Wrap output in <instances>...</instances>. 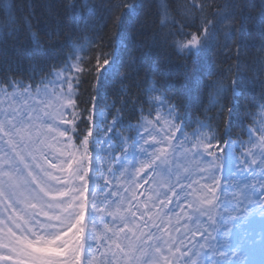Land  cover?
<instances>
[{"label":"snow or ice","instance_id":"snow-or-ice-1","mask_svg":"<svg viewBox=\"0 0 264 264\" xmlns=\"http://www.w3.org/2000/svg\"><path fill=\"white\" fill-rule=\"evenodd\" d=\"M121 6V4H109L104 8L107 16H101L100 20L105 21V26L107 21H111L117 29L115 43L109 41L107 47L111 49L110 52H105L104 47L101 46L100 57L93 58L95 66H91V60L85 65L88 68L86 73H82L78 64L69 63V57L62 54L65 48H70L75 43V40L72 38L64 40V33L58 21L53 19L48 24H42L40 34L32 33V24L29 23L31 13L25 16L29 5H17L11 0H4L0 6V38L3 39L5 46L10 38L17 37L25 25L31 34L27 46H13L11 56H5L0 65V73L4 74L5 80L9 72L14 76L23 75L35 80L37 74L53 75L52 69L61 65L65 73H70L75 68L71 78L65 75L61 81L62 84L67 85V91L62 99L57 100L59 108L55 115L35 103H25L19 107L10 105L7 111L0 112V143H3L6 149L3 156H0V264H113L117 255L120 256L117 264H122L126 257L129 258L128 264H264V199H262L264 174L258 178L257 185L249 184L247 177L233 185L231 180L234 178L231 175L226 177L230 182L224 185L218 179L215 170L209 172L201 169L199 162L195 163L193 171L199 169L204 172L202 179H206L208 183L201 184L199 180L191 179L190 175L188 178L191 179V184L199 187L193 188L192 193H188L184 187L173 193L177 207L180 206L179 202L182 199L188 200L190 196L193 197L189 205L190 211L182 213L186 217L185 231L181 232L179 228H175V231L179 232L175 238L157 237L156 233L165 223L163 216L157 215L144 220L145 212L137 207L136 212H139L143 224L155 228V231L150 229L146 236L154 243L144 245L141 242L135 249L137 252H143L142 262L138 261L135 255H131L132 241L123 247L120 243L115 244L119 252H112L111 246H108V252H112V255L108 256V252L102 253L100 260H97L96 254L91 251L92 244L89 243V239L97 238L96 233L100 230L98 217L101 212L93 190L94 185L90 186L93 175L89 173L87 167V154L90 144L95 151V145L99 141L90 140L92 133L85 134L83 129L76 132L77 138L82 137L79 148L70 145L71 136L67 138L68 143L61 139L69 131L74 132L80 127L75 124L76 117L89 113L86 106L88 102L81 98L77 90L83 84H90L92 110L95 112V127L98 135L100 125L104 123L101 119L104 114L99 110L100 102L108 95L109 89L118 83L120 87L116 91L119 95L125 90L124 86L130 81L131 75L137 76L147 69L141 83L147 87L149 80L153 76L156 77L155 83L164 87L162 96L169 100V115L177 121L186 122L189 117L182 97L193 92L199 93L203 77L213 75L211 68L208 67L199 74L193 84L192 76L188 75V62L194 59L199 62L205 52L216 46L217 33L223 26L226 32L223 48L228 49L229 59L234 58L238 62L236 78L229 89L233 100L219 112V119H224L225 114L227 116L224 135H230L231 128L240 127L242 131L244 130V122L252 115L249 109L255 107L256 97H250L251 82L242 71L243 51L253 33V25L258 26L260 37H264V4L260 6L258 18L254 19L250 13L245 14L243 11L244 8L250 7L246 3L231 2L217 6L209 5L206 0H202L199 12L196 13L197 16H203L199 23L192 17V13L196 12L195 4L185 6L184 15L177 13L179 18L171 20L168 19V6L156 3L155 0H136L135 3L127 4L124 13L120 12ZM49 7L53 10L59 7L65 14L71 12L75 20L77 4L73 0H59L58 5L53 3ZM189 7L191 11L188 10ZM212 7H217L218 10L212 12ZM145 9L150 10L153 16L151 30L140 22L139 13ZM161 9H163V20H160ZM125 13L128 14L127 22ZM92 15H95V11ZM229 20L231 23H227ZM165 28L168 29L167 32L163 31ZM73 36L79 39L75 29ZM233 38H235L234 44H230L229 41ZM235 45L239 48L233 53ZM161 50H166L168 53L163 58ZM7 51L5 47V52ZM173 58L177 62L175 67L184 69L186 81L182 88L177 89L176 103H171L172 98L168 96L167 84L163 83L166 76L169 78L172 76L170 66ZM72 59L75 57L73 56ZM52 61L58 63H50ZM121 66L126 69L123 74L119 70ZM228 71H232L231 65ZM29 73L33 75L29 76ZM54 74L60 76L61 72L56 71ZM43 82L42 80L41 83ZM19 87L24 88L23 82L19 83ZM206 87L211 88L213 85L207 84ZM261 89L259 99L264 100V81H261ZM147 91L154 92L158 89L147 87ZM24 96L28 98L27 89ZM13 99L17 98L13 97ZM65 99L67 103L63 102ZM164 99H161V104L164 103ZM81 104L85 105L82 112L72 111ZM65 112L71 117L70 120L65 119ZM56 117H59L63 125L71 123L74 127H64L60 130L61 124L56 122ZM84 123L85 121L81 120V124ZM256 131L260 133L261 138H264V129L257 128ZM212 139L216 137L211 139L203 137V140L207 141L204 144L205 151L211 148ZM249 139L250 142H254L251 135ZM105 143L108 141L106 140ZM227 143L230 151L234 147L233 142L229 140ZM261 143H264V139ZM169 147L173 148L171 159L175 164L176 149L172 145ZM194 148L197 150L188 158L191 161L204 156V152L199 151L200 144L194 145ZM161 153L163 149L153 154L155 159H149V167L157 160L161 163L165 162L161 159ZM208 155L214 154L208 152ZM260 155L264 157V152ZM180 163L183 164L184 161L181 160ZM244 163L248 164L247 157ZM261 163H264V159ZM184 166L187 171V165ZM249 169L253 172L252 178L257 179L255 169L251 168L250 164ZM91 170L92 173L96 171L95 159L92 160ZM216 189L219 191L217 192ZM230 190H232L231 194ZM235 190L239 191V195L235 194ZM196 192L205 194L196 196ZM162 195L167 199V193ZM114 203L116 202L113 201ZM108 208L111 209L112 204H109ZM242 210L244 218L249 223L254 221L259 223V242L257 243L254 236L250 238V242L244 244H228L225 240L223 247L213 249L212 233L216 232L217 236L221 234L227 236L228 223H234V214H240ZM151 211L152 209L149 208L148 212ZM81 213H83V221L80 219ZM86 217H90L87 222H85ZM135 218L134 212L131 213V219L122 217L121 222L130 224ZM156 219L160 220V224H156ZM179 219L180 217H177V220ZM105 231L113 232V235L108 237L109 240L117 236L112 229ZM197 233L200 236L199 240L196 239ZM101 243L103 244V241ZM205 244L209 245L208 250H205ZM125 248H128L129 252H125ZM99 251L100 249L97 248V252Z\"/></svg>","mask_w":264,"mask_h":264},{"label":"trees","instance_id":"trees-1","mask_svg":"<svg viewBox=\"0 0 264 264\" xmlns=\"http://www.w3.org/2000/svg\"><path fill=\"white\" fill-rule=\"evenodd\" d=\"M4 0H0V6ZM11 2L17 5H29L28 12L25 13V16H28L29 12L31 13V19L29 23L32 24V33L40 34V26L42 24H48L52 22L53 19L60 23L61 30L64 33V40L72 38L75 40V43L70 46V48H65L63 50V55L69 57V63H77L79 60V66L82 70V73H86L88 68L85 67L88 61H92V67L95 66L94 57H100L101 46L104 47L105 52H110L111 49L107 47L109 41L113 44L115 43L114 37L117 32V29L113 26L111 21H107V26H105V21L100 20L101 16H107V13L104 11V8L109 4H121L120 12L124 13L129 3H135L136 0H73L77 4V11L75 15V20L73 19L72 13L68 14L63 13V11L57 7L53 10L49 7L51 4H59V0H11ZM156 3L166 4L168 6V19L179 18L177 13L184 15L185 6H190L192 4L196 5V12L192 13V17L196 19V22L199 23L203 16H197L196 13L199 12L200 5L202 0H155ZM209 5L223 6L226 3L235 2L237 4H248L250 7L244 8L243 11L245 14H251L255 19L258 18L260 13V6L264 4V0H206ZM87 5V7L81 8L80 6ZM191 11L190 7L188 8ZM217 7H212L211 11H217ZM95 11V15L92 13ZM207 11V9H206ZM127 13H125V21L127 22ZM140 22L146 24L149 29H152L153 16L150 14V10L145 9L139 13ZM211 18V17H210ZM163 9H161L160 20H163ZM227 23H231L229 20ZM239 19L237 18L236 24L238 25ZM73 29H75L79 39H76L73 36ZM168 29H164V32H167ZM30 33L27 31V26L25 25L23 30L20 31L15 38H10L9 43L5 46L4 41L0 38V65H2L5 56H11V50L13 46H27V42L30 39ZM226 32L221 26L220 31H218L216 36V46L212 47L210 50L205 52L203 56L200 57L199 62L194 59L191 62H188V75L192 76L193 84L196 82V78L199 74L210 67L213 75L208 77H203L199 93L193 92L192 94H186L182 97L184 105L187 109V115L189 119L182 122L183 126L188 132H194L199 128H207L209 134L216 137V141L219 143H224L228 140L233 141H242L247 139L249 129L254 126L255 120L258 117L261 111H264V100H260L261 95V81H264V37H260L259 29L257 25H253V33L250 35L246 47L243 51L244 56V66L242 71H244L246 77L251 82L250 97L255 96V107L250 108L252 115L244 122V130L242 131L240 127H235L229 129L230 135H224L225 125L227 124V116L225 114L224 119H219V112L221 108H226L230 105L233 96L230 87L233 85L236 78V64L238 63L234 58H228V49L223 48L225 43ZM234 39L229 41L230 44H234ZM94 41V42H93ZM5 47L8 51L5 52ZM239 46L235 45L233 47V53L238 50ZM168 53L166 50H161V57L163 58ZM75 59H72V57ZM79 58V59H78ZM83 61V63H81ZM50 63H58V61H52ZM175 58H173V63L170 66L172 70L171 78L165 77L163 83L167 84L168 87V96L171 97V103H176V92L178 88H182V85L186 82L184 80V69H178L176 65ZM232 66V71L229 72V66ZM155 67V66H153ZM121 74H123L126 69L122 66L119 68ZM56 71L62 72V65L59 68H53V75ZM147 69H144L140 72L139 75L135 76L134 74L129 77L130 81L126 82L124 88L125 90L119 95H117V89L120 85L117 83L114 87L109 89L108 95L100 102V112L108 113V115L115 119L120 126H134L140 121L151 114L152 104L150 93L154 94L156 100L158 98L164 99L162 93L164 92V87L161 84H156V77H152L149 80L147 87H155L158 91L148 92L147 87H145L141 82L147 73ZM195 74V75H193ZM29 76L33 75L32 73L28 74ZM53 75L37 74L35 80L28 79L23 75H13L11 72L7 74V80L3 73H0V89L11 88L14 85H19L20 82H23V85H29L32 88L41 86L45 81L50 80ZM95 75V73H93ZM83 78V76L81 77ZM44 81L41 83V81ZM11 84V87H9ZM207 84H212L213 87H206ZM136 85H140L137 87ZM111 86V85H109ZM78 93L81 95V98L84 101H87L86 105L89 109L88 114H81L78 116V121L76 124L80 127L76 128V132H80L81 129L84 130V133L87 134L92 128L93 123V114H92V95L90 84H83L78 90ZM165 103L170 106L169 100L164 99ZM79 103V102H77ZM247 105V101L244 102ZM85 105L81 104L80 107L76 108V112H82V109ZM81 120H84L85 123L81 124ZM202 125L204 127H202ZM77 141L80 143L82 137L77 138ZM134 187L137 186L134 184ZM99 209L101 215L98 217V223L100 224V230L96 233V239H89V243L92 244L91 251L96 254V259H101V254L108 252V246H111L112 252H119L116 249L115 244L120 243L121 247L125 244H128L129 241H132L131 255H135L138 258V261H143V252H137L135 249L141 243L140 236L137 234L126 231L123 229L119 215L113 209L107 207V201L101 197L98 199ZM115 213V215H114ZM105 218L104 223L102 218ZM81 221H83V213H81ZM90 220V217H86L85 222ZM115 221V223H113ZM89 227L91 225L89 224ZM105 229H112L117 233V236L112 240H109L108 237L113 235L112 231H105ZM123 229V231H121ZM125 234H127V239H125ZM103 241V244L101 243ZM107 243V247L105 242ZM87 247V244H86ZM97 248L100 249L97 252ZM125 252H129L128 248L124 249ZM112 252H108V256L112 255ZM83 253V249H82ZM128 258V257H127ZM116 260V259H114Z\"/></svg>","mask_w":264,"mask_h":264},{"label":"rangeland","instance_id":"rangeland-1","mask_svg":"<svg viewBox=\"0 0 264 264\" xmlns=\"http://www.w3.org/2000/svg\"><path fill=\"white\" fill-rule=\"evenodd\" d=\"M75 69L73 68L70 73H65L61 72L60 76H56L55 74L53 77L45 81L39 88L37 89H31V88H21V87H16L13 89H0V112L2 111H7L9 109V106L11 105L12 107H19L22 104L25 103H35L39 104L42 109H46L48 112L53 113L55 115V112L59 108V105L57 104L58 99H62L63 94L67 91V85L62 84L61 81L64 79L65 75H68L70 78L72 74L75 72ZM51 81V82H49ZM25 89L28 90V98L24 96ZM13 97H16L17 99H13ZM64 103H67L66 99L63 100ZM160 102V101H159ZM165 104V103H163ZM161 104V109L157 110V116L153 120H144L139 124V130L136 127L137 130V139H140L139 144H143V147L149 151L148 153L151 155V159H155V156L153 155L154 153H159L161 149H163V153H161V158L165 159L167 163H172L173 167H176L179 171V176L185 178L187 181L185 185L189 186V190L187 188L186 191L188 193H192L193 188H198L199 185H192L191 184V179H196L199 180L201 184H207L206 179H202L204 176V172H201L199 169L193 171L195 163L199 162L201 169H206L208 170V166L205 165L204 163L202 164L200 162V159L197 157L195 161H191L188 158L192 156L193 150L188 149L186 144H205L207 141L203 140V137H208V133L206 131H203V136H200L199 134H195L196 136L192 134H185L181 131V129L178 127L179 122L175 120L173 117L169 115V107ZM75 111L76 110H72ZM65 119H71V117L68 115L67 112H65ZM78 121V117H76L75 124ZM56 122L61 124V129L63 130L64 127L72 128L74 127L73 124H67L63 125L62 122L60 121L59 117H56ZM91 122L96 123V120H92ZM175 125V127H173ZM95 128V127H94ZM257 128L264 129V111H261L259 113V117L257 120V123L255 125V131L251 132V137L252 141L250 142V139H247L246 141L242 142H234L233 144H243V149L237 154H234V157L228 155L225 156L223 161L217 162V164H224V169L225 171L230 174L234 179H232V184H238L242 180L247 177V182L252 185H257L258 184V178L261 176V174H264V163H261V160L264 159V157H261L260 153L264 152V143H261V140L264 138H261L260 133L256 131ZM100 130L99 134L97 135L96 132H92V136L90 137V140H97L98 139V147L97 151H100L102 144H117L118 150H120L116 157V159H113L111 162H106V161H101L96 158V156L91 153V149L89 148V152L87 154V167L88 170L91 167L92 160L95 159V163L98 166L102 165H111L114 168H119L118 164H121L123 169L121 171L127 172V184L131 182L132 184L137 183V180L139 179L140 175L145 170V166L142 162L137 161L136 163L134 160H128L129 156L131 153H136L135 157L138 160H141L143 157V151L138 152L140 147L138 148H132L129 149L130 146V140L132 139L131 136H128L127 139L126 137H123L121 135H118V140L121 141H114L113 136L111 139H108V134L104 133V130L102 129V125H100ZM75 131H69L66 133V135L61 138L63 139L66 143H68V136L72 137V140L70 142L71 146H75L76 148H79L80 145H76L75 141ZM181 134V135H180ZM184 135V136H183ZM209 138V137H208ZM126 139V140H125ZM211 139V138H209ZM108 141V143H105V141ZM75 141V143H74ZM3 144V143H0ZM169 145H172L175 147L176 152H175V157L177 159V163L173 164L171 156L173 154V148L169 147ZM96 146V145H95ZM141 146V145H140ZM142 147V146H141ZM142 147V148H143ZM149 147L151 150H149ZM82 151V150H81ZM3 152V151H2ZM235 152V151H234ZM255 154V155H253ZM245 157L248 158V164H245ZM183 160L184 163H180V161ZM159 163V160H157ZM155 161V162H157ZM156 164V163H155ZM187 165V171L185 170V166ZM217 164H212L211 167H217ZM249 164L251 165V168L255 169V176L257 179H253V173H247L249 169ZM221 168L220 166H218ZM210 172V171H209ZM119 174V173H118ZM191 175V179L188 177ZM183 182L178 183L181 185ZM191 185V186H190ZM155 191H160L161 188H156L154 189ZM179 189L172 188V191H178ZM218 192L219 190L216 189ZM232 190H230L231 194ZM204 192H196V196H201L204 195ZM235 194L239 195V191L235 190ZM190 201L193 199L192 196L189 197ZM264 199V198H262ZM107 203V207H108ZM189 206V204H188ZM113 211H115V208L113 207ZM115 215V213H114ZM259 217H257L258 221ZM105 218H102V222L104 223ZM255 235H253L257 241V243L260 240V232H259V223L255 222ZM251 228V226H248V222L246 224V233L243 234L242 229L239 230L237 233V230L233 232V235H230V231L233 229L229 230L228 234V240L232 243H239V244H244L245 242H250L249 238V231L248 229ZM251 236V238L253 237ZM198 240L200 238H197ZM201 243H204V241H201ZM217 247H223V245L216 244L214 243ZM205 250H208V247L205 244ZM257 259H259V255H257Z\"/></svg>","mask_w":264,"mask_h":264},{"label":"bare ground","instance_id":"bare-ground-1","mask_svg":"<svg viewBox=\"0 0 264 264\" xmlns=\"http://www.w3.org/2000/svg\"><path fill=\"white\" fill-rule=\"evenodd\" d=\"M74 64H78L79 65V60H78L77 63H74ZM150 94H151L150 98H151V101H152L151 102L152 111L157 116V112L154 109L159 104L158 103V99L156 100V97L154 96V94H152V93H150ZM153 100H155V102H153ZM92 114L95 116V112L93 110H92ZM103 114L104 115L101 117V119L104 120L106 123L105 124L103 123L104 126H102V129H103V127H108L109 126V128L104 131L105 134H108V139H109V137L113 136L114 141H121V140H118L119 138H118L117 134L127 138V136L130 135L132 133V131L136 130V127L139 130V125L129 126L128 128H125V126H120V124L117 121H115V119L111 118L108 115V113L104 112Z\"/></svg>","mask_w":264,"mask_h":264}]
</instances>
